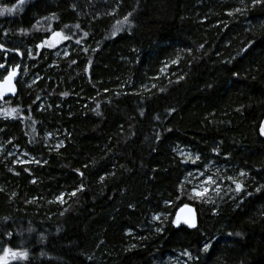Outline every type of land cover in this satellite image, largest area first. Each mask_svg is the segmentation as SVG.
<instances>
[{"label":"trees","instance_id":"1","mask_svg":"<svg viewBox=\"0 0 264 264\" xmlns=\"http://www.w3.org/2000/svg\"><path fill=\"white\" fill-rule=\"evenodd\" d=\"M240 6L25 0L0 14L16 75L0 98L15 111L0 114V253L27 252L9 264H264V202L225 191L264 183V9ZM185 205L198 230L175 225Z\"/></svg>","mask_w":264,"mask_h":264},{"label":"snow or ice","instance_id":"2","mask_svg":"<svg viewBox=\"0 0 264 264\" xmlns=\"http://www.w3.org/2000/svg\"><path fill=\"white\" fill-rule=\"evenodd\" d=\"M24 3H25V0H18V4L16 6L10 7V8L0 9V14L4 15L5 13H7V14L11 15L16 7H19L20 5H23ZM239 3L241 6L237 7L235 9V12L240 13V14H244L247 10L257 8V7L264 9V0H239ZM228 14L233 15L232 12H230ZM131 16H133V12L129 11L127 13V15L124 16V21H127L129 19V17H131ZM56 35L59 36L60 33H56ZM77 43H79V41H77ZM0 51H7V49H5L3 47V45H0ZM16 54L20 55L19 52H17ZM0 69L8 71L5 63H0ZM13 76H15V72L8 71V75L4 78V84L10 87ZM181 79H183V77H181ZM65 95H67V93H65ZM141 114L143 115V113H141ZM169 114H171V113H169ZM97 115H99L98 112H97ZM260 134L264 135V125L261 126ZM247 175H249V173L246 171L240 172V176H242V177L247 176ZM101 179H103V177H101ZM229 179L232 181V183L235 185V187H234V189H227L225 191H234L236 193L235 199L237 200V207L238 208L245 202V200H249V198H254V199L249 200V203H251L253 205H255L257 203L264 202V183H259L258 186H256L254 188V190L249 191L243 181L237 182L232 177H229ZM78 190H82V189H78ZM204 191L206 192L207 189H204ZM216 191H217V194L219 195L221 189H217ZM194 195L202 196L203 192H195ZM213 214L216 215L218 213H213ZM153 219H158V217H154ZM174 223L177 227H179L180 226L179 218H177V220ZM183 223L185 225H187V227L190 229H197L198 230V226H197V223L195 222V220L187 219V220H184ZM31 230L32 229H29V231H31ZM228 235L230 237L235 236V237H241V238L243 236V234L240 231H237L235 233L229 232ZM11 236H12V233H8V237L11 238ZM42 239H43V237H42ZM218 243L219 242H217V244ZM232 243L236 244L237 241L233 240ZM214 247H216V245H209L208 242L206 241L202 247V252L207 254ZM184 254L186 256H190V254L187 252ZM26 257H27L26 251H14V250H12V248H10L8 246H4L2 253H0V264H9L10 259L26 258ZM225 262H227V256L226 255H225Z\"/></svg>","mask_w":264,"mask_h":264},{"label":"rangeland","instance_id":"3","mask_svg":"<svg viewBox=\"0 0 264 264\" xmlns=\"http://www.w3.org/2000/svg\"><path fill=\"white\" fill-rule=\"evenodd\" d=\"M62 41H63V36L61 34L59 36H57L56 33H53V34L50 35V38L45 42V46H47V47H56V46H59ZM15 77H16V75L13 76L10 87L5 85L4 81L0 82V98H3L4 96H7V95H9V94H11L13 92V82H14ZM0 106H1V104H0ZM14 112L15 111L12 110V109L9 110L8 112L6 111V113L9 114L10 116ZM6 113L4 112V110L0 109V114H3L2 117H5ZM16 161H18V162L24 161V158H22L21 155H16ZM197 192H200V191H197ZM194 196L198 197L197 195H194ZM23 259L24 258L10 259L9 263L16 262V261H21ZM172 263L173 264H182V261L180 263H177L176 261H174Z\"/></svg>","mask_w":264,"mask_h":264},{"label":"water","instance_id":"4","mask_svg":"<svg viewBox=\"0 0 264 264\" xmlns=\"http://www.w3.org/2000/svg\"><path fill=\"white\" fill-rule=\"evenodd\" d=\"M264 125V119L262 121V124L261 126ZM264 136V135H263ZM177 218H179L180 220V223L184 224L183 221L184 220H187V219H192V220H195V222L197 223V219H196V214H195V211L194 209L189 206V205H185L183 207H181L177 214H176V220ZM187 226V225H186Z\"/></svg>","mask_w":264,"mask_h":264},{"label":"bare ground","instance_id":"5","mask_svg":"<svg viewBox=\"0 0 264 264\" xmlns=\"http://www.w3.org/2000/svg\"><path fill=\"white\" fill-rule=\"evenodd\" d=\"M81 39V38H80ZM83 39V38H82Z\"/></svg>","mask_w":264,"mask_h":264}]
</instances>
